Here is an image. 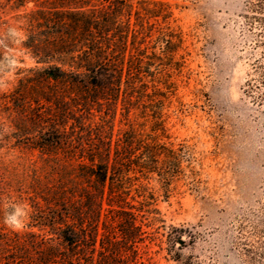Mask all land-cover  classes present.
<instances>
[{
  "label": "trees",
  "instance_id": "1",
  "mask_svg": "<svg viewBox=\"0 0 264 264\" xmlns=\"http://www.w3.org/2000/svg\"><path fill=\"white\" fill-rule=\"evenodd\" d=\"M243 16L262 48L252 63L261 103L264 0H245ZM171 17L160 0H0V59L12 20L34 64L0 93V143L27 153L11 168L0 160V203L28 219L0 226V264H149L155 202L183 149L166 128L189 55Z\"/></svg>",
  "mask_w": 264,
  "mask_h": 264
},
{
  "label": "rangeland",
  "instance_id": "2",
  "mask_svg": "<svg viewBox=\"0 0 264 264\" xmlns=\"http://www.w3.org/2000/svg\"><path fill=\"white\" fill-rule=\"evenodd\" d=\"M160 1L170 7L171 27L181 32L189 55L166 109L169 141L174 148L183 146L179 173H172L164 196L156 199V231L145 242L144 257L149 264L188 258L201 264H264V101L255 99L263 89L252 67L262 48L245 22V0ZM32 8L25 6L26 12ZM10 24L12 49H4L0 59V93L13 89L18 69L34 66L20 47L18 23ZM25 156L0 143V160L8 167ZM159 187L157 177L149 182L151 193ZM26 210L3 199L0 226L22 230ZM13 212L20 214L17 228L4 222Z\"/></svg>",
  "mask_w": 264,
  "mask_h": 264
},
{
  "label": "clouds",
  "instance_id": "3",
  "mask_svg": "<svg viewBox=\"0 0 264 264\" xmlns=\"http://www.w3.org/2000/svg\"><path fill=\"white\" fill-rule=\"evenodd\" d=\"M19 213L18 212H13V213H10L9 215H7L5 217V223L9 226V227H12V228H17L20 226V220H19Z\"/></svg>",
  "mask_w": 264,
  "mask_h": 264
}]
</instances>
